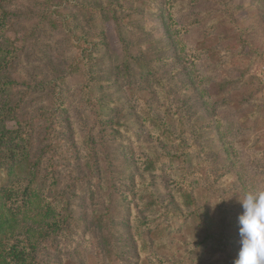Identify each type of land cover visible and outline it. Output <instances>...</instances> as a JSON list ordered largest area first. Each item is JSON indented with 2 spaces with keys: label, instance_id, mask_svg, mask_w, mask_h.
Returning <instances> with one entry per match:
<instances>
[{
  "label": "rangeland",
  "instance_id": "374dc122",
  "mask_svg": "<svg viewBox=\"0 0 264 264\" xmlns=\"http://www.w3.org/2000/svg\"><path fill=\"white\" fill-rule=\"evenodd\" d=\"M0 3L8 126L69 215L38 264H232L238 199L264 190V0Z\"/></svg>",
  "mask_w": 264,
  "mask_h": 264
},
{
  "label": "trees",
  "instance_id": "16d2710c",
  "mask_svg": "<svg viewBox=\"0 0 264 264\" xmlns=\"http://www.w3.org/2000/svg\"><path fill=\"white\" fill-rule=\"evenodd\" d=\"M1 4V3H0ZM100 15L101 11L94 9ZM104 16V15H103ZM6 15L0 8V32ZM84 45L87 38H80ZM88 46V45H87ZM90 49V48H88ZM16 51L7 39L0 41V264H38L37 254L44 241L53 244L59 238L63 226L66 228L68 214L58 200L48 198L38 179V159H31V146L25 126L19 122L17 128H10L16 106L11 99L10 68ZM128 65L125 70L129 71ZM141 73L149 71L142 66ZM160 130L157 140L174 144L170 121L153 114L152 119ZM161 123L166 129L161 131ZM163 146V148H164ZM145 172L156 173L153 163H144ZM152 167V168H151ZM45 187V186H44ZM64 211V213L62 212ZM55 239V240H54ZM53 240V241H52Z\"/></svg>",
  "mask_w": 264,
  "mask_h": 264
},
{
  "label": "clouds",
  "instance_id": "9594fccd",
  "mask_svg": "<svg viewBox=\"0 0 264 264\" xmlns=\"http://www.w3.org/2000/svg\"><path fill=\"white\" fill-rule=\"evenodd\" d=\"M238 252L232 264H264V190H247L238 199Z\"/></svg>",
  "mask_w": 264,
  "mask_h": 264
}]
</instances>
